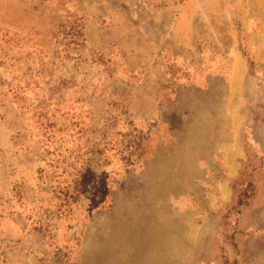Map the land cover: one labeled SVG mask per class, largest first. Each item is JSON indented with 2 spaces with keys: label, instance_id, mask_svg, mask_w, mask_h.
<instances>
[{
  "label": "rangeland",
  "instance_id": "1",
  "mask_svg": "<svg viewBox=\"0 0 264 264\" xmlns=\"http://www.w3.org/2000/svg\"><path fill=\"white\" fill-rule=\"evenodd\" d=\"M0 264H264V0H0Z\"/></svg>",
  "mask_w": 264,
  "mask_h": 264
}]
</instances>
